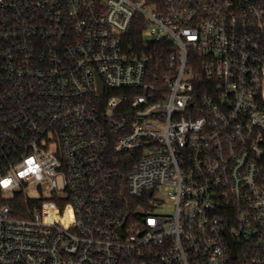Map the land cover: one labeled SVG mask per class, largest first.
I'll return each mask as SVG.
<instances>
[{"label":"built area","instance_id":"obj_1","mask_svg":"<svg viewBox=\"0 0 264 264\" xmlns=\"http://www.w3.org/2000/svg\"><path fill=\"white\" fill-rule=\"evenodd\" d=\"M0 264H264V0H0Z\"/></svg>","mask_w":264,"mask_h":264},{"label":"rangeland","instance_id":"obj_2","mask_svg":"<svg viewBox=\"0 0 264 264\" xmlns=\"http://www.w3.org/2000/svg\"><path fill=\"white\" fill-rule=\"evenodd\" d=\"M157 196H164V195H162V194H160V193L157 192ZM164 198H165L166 200H168L166 196H164Z\"/></svg>","mask_w":264,"mask_h":264},{"label":"trees","instance_id":"obj_3","mask_svg":"<svg viewBox=\"0 0 264 264\" xmlns=\"http://www.w3.org/2000/svg\"><path fill=\"white\" fill-rule=\"evenodd\" d=\"M134 29H135V28H134ZM137 33H139V34H140V29H139V30H137ZM19 215H25V213H24V214H23V213H22V214L20 213Z\"/></svg>","mask_w":264,"mask_h":264},{"label":"water","instance_id":"obj_4","mask_svg":"<svg viewBox=\"0 0 264 264\" xmlns=\"http://www.w3.org/2000/svg\"><path fill=\"white\" fill-rule=\"evenodd\" d=\"M233 244V243H232Z\"/></svg>","mask_w":264,"mask_h":264}]
</instances>
